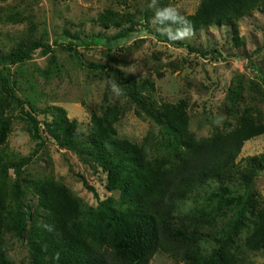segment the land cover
<instances>
[{
    "label": "trees",
    "instance_id": "1",
    "mask_svg": "<svg viewBox=\"0 0 264 264\" xmlns=\"http://www.w3.org/2000/svg\"><path fill=\"white\" fill-rule=\"evenodd\" d=\"M262 6L264 0H202L194 14L180 15L188 21L190 32L226 26L241 42L239 22ZM165 8L166 2L145 10L140 22L148 24L157 10ZM135 18L108 9L97 22L102 30L117 29ZM159 22L182 27L170 21ZM132 32L114 38H125ZM63 37L68 41L63 43L66 46L61 44L63 47L73 49L78 45L70 40L68 31ZM105 39L101 34L80 43L101 45ZM171 42L197 50L179 40ZM40 48L46 54L53 52L50 45L25 41L8 53L0 52V264H13L5 250L9 232L27 240L30 264H151L159 253L177 264H242L245 251L264 253V200L252 190L256 176L264 170V154L240 159L246 142L264 135V114L244 103L246 89L259 94V85H235L214 117L220 124L216 132L197 138L190 130L186 100L147 103L138 83L120 75L126 98L140 109L138 115L145 113L159 126L160 142L152 152L146 145L119 135L114 108L102 116L92 112L90 126L82 133L78 122L69 120L64 109L40 110L36 99H27L26 103L21 100L11 68L31 61ZM51 63L56 65L53 54ZM13 105L31 123L39 147L54 140L93 163L107 174L106 189L118 193V199L111 195L90 210L53 175H27L26 168L40 156L39 149L28 156L5 150L13 128ZM37 113L44 115L43 122L36 118ZM81 181L98 197L84 178ZM236 184L246 192L236 193ZM211 185L215 186L213 193L200 205L201 189ZM189 200L195 208L184 215L187 225L179 226L175 222L179 204ZM227 211L234 214L216 237V247L206 254L204 234L198 229L215 225L220 214Z\"/></svg>",
    "mask_w": 264,
    "mask_h": 264
},
{
    "label": "rangeland",
    "instance_id": "2",
    "mask_svg": "<svg viewBox=\"0 0 264 264\" xmlns=\"http://www.w3.org/2000/svg\"><path fill=\"white\" fill-rule=\"evenodd\" d=\"M201 1L0 0V52L8 53L21 41L50 45L51 54L40 48L31 61L11 68L18 97L25 103L27 99H36V107L40 110L64 109L69 120L78 122L82 133L90 126L92 112L102 116L106 110L114 108L119 135L144 144L154 152L160 142L159 126L145 113L138 115L140 109L126 98L120 75L138 83L143 101L147 103L151 100L158 105L176 104L186 100L190 130L197 138H207L216 132L220 124L214 117L235 85H259V94L246 89L244 103L258 107L257 110L264 114V6L239 22L241 42H237L226 26L190 32L179 40L197 49L194 51L171 42L173 39L169 38L168 31L174 32V26L154 18L143 24L139 19L145 10L164 2L179 14L192 15ZM108 9L130 13L136 18L125 27L102 30L97 19ZM131 30L135 32L125 38H114ZM66 31L70 40L78 43L72 46L73 49L62 46L68 42L63 37ZM101 34L106 37L101 45L80 43ZM52 54L56 59L54 66ZM113 85L119 93L114 91ZM10 114L13 128L5 150L28 156L39 149L40 156L26 168L27 175H53L90 210L98 208L100 202L111 195L118 199V193L107 191V174L102 169L85 162L76 152L60 147L54 140L39 147L40 140L33 137L32 125L21 115L20 108L13 105ZM36 118L41 122L45 119L40 113ZM260 154H264V135L246 142L240 159ZM81 178L96 190L98 197L87 190ZM214 187L201 189L200 205L213 193ZM252 190L264 200V170L256 176ZM235 192L243 194L246 189L236 184ZM194 208L195 203L191 200L179 204L176 224L187 225L184 215ZM233 214V211H227L220 214L215 225L198 229L204 234L202 242L206 254L216 247V237ZM26 241L18 239L12 232L5 235V250L13 264L31 263ZM241 257L242 264H264L263 252L245 251ZM151 264H177V261L159 253Z\"/></svg>",
    "mask_w": 264,
    "mask_h": 264
},
{
    "label": "clouds",
    "instance_id": "3",
    "mask_svg": "<svg viewBox=\"0 0 264 264\" xmlns=\"http://www.w3.org/2000/svg\"><path fill=\"white\" fill-rule=\"evenodd\" d=\"M154 20H159L161 22L170 21L173 24L182 25V27H177L174 32L171 30L168 31L170 39L180 40L190 33V27L187 26L188 21L173 7L157 10ZM113 89L119 93V89L115 85H113Z\"/></svg>",
    "mask_w": 264,
    "mask_h": 264
}]
</instances>
